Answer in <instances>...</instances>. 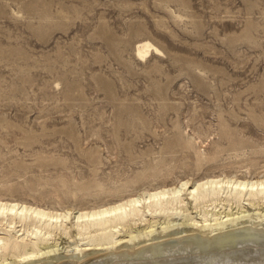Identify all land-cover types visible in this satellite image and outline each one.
Listing matches in <instances>:
<instances>
[{"label": "rangeland", "instance_id": "rangeland-1", "mask_svg": "<svg viewBox=\"0 0 264 264\" xmlns=\"http://www.w3.org/2000/svg\"><path fill=\"white\" fill-rule=\"evenodd\" d=\"M213 173H264V0H0L1 196L88 206Z\"/></svg>", "mask_w": 264, "mask_h": 264}, {"label": "bare ground", "instance_id": "bare-ground-1", "mask_svg": "<svg viewBox=\"0 0 264 264\" xmlns=\"http://www.w3.org/2000/svg\"><path fill=\"white\" fill-rule=\"evenodd\" d=\"M135 51L162 52L150 39ZM63 250L70 264H264V173L179 178L88 206L0 195V264H66Z\"/></svg>", "mask_w": 264, "mask_h": 264}]
</instances>
